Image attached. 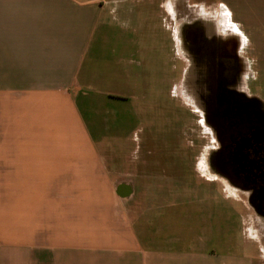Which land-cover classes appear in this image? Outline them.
Masks as SVG:
<instances>
[{
  "label": "crops",
  "instance_id": "crops-1",
  "mask_svg": "<svg viewBox=\"0 0 264 264\" xmlns=\"http://www.w3.org/2000/svg\"><path fill=\"white\" fill-rule=\"evenodd\" d=\"M158 1L182 71L177 3ZM256 9L264 0L242 4ZM135 27L127 0H0V264H263L213 245L211 220L225 216L214 197L166 189L197 181L160 177L154 210L150 193L135 195L137 170L153 185L148 161L120 167L122 149L101 145L129 138L118 131L165 72L160 38ZM196 203L206 209L174 210Z\"/></svg>",
  "mask_w": 264,
  "mask_h": 264
},
{
  "label": "rangeland",
  "instance_id": "rangeland-1",
  "mask_svg": "<svg viewBox=\"0 0 264 264\" xmlns=\"http://www.w3.org/2000/svg\"><path fill=\"white\" fill-rule=\"evenodd\" d=\"M179 1L188 4V11L183 8L178 12L183 20H190L191 14H193L198 17L199 22H203V19L208 20L207 24L211 29L217 30L218 28L221 33L229 32L234 34L237 39L239 38L240 44L248 56L246 58L247 70L242 76L243 92L254 100L261 112H264V10H242V4H245L247 0ZM157 2L159 1L127 0V3L135 6V34L159 37L168 54L165 72L160 76L159 89L153 87L155 80L152 76L150 80L152 88L150 86V91H147L150 95L148 101L142 104L135 103V113L128 117L127 122L118 131L122 135H128L129 138H109L101 145L122 149L123 154L119 155L118 165L120 167L129 166L127 158L131 162L134 161L131 163L134 167H137L141 157L150 161L148 163L149 167L151 166L150 182L153 185L140 187L139 196L143 193H150L151 201H154L151 203V207L154 210H157L159 191V187L154 184H157L160 177L162 179L179 178L197 181L199 184L197 187L166 189L171 192L177 191L180 195L205 197L209 200L214 197V203L209 204L210 209L216 213L224 212L225 216L220 219L217 218L219 215H216V218L211 220V225L214 228L213 245L220 250L233 252H242L243 249L254 257L255 262L264 264V213L257 210L249 201L248 191L228 183L225 177L218 172L217 167L212 169L210 163L216 158L213 156V151L217 150L219 144L216 140L212 142L208 120L200 115L203 114L202 110L206 111L204 105L199 102V106H191L187 100L188 96L186 97L184 89L179 83L182 74L181 62L177 61V69L171 67L174 64V45L171 32L165 28L160 14H158L160 10L154 7ZM175 83L176 88L174 87ZM94 109L96 112H100L104 110V107L97 105L93 107ZM196 109L200 112H197ZM84 111L85 118L90 122L91 114L87 110ZM97 118L101 121L104 119V115L99 117L97 115ZM101 126H105V131L103 130L105 135L109 137L116 135L115 128L111 124L103 122ZM92 130L94 131L93 135L96 136L95 130ZM172 149L177 152L182 150L181 156L178 155L180 157L178 164L175 167L172 166V170L165 175L160 172L161 167L157 161L160 156L166 161L170 160L171 156L166 154H169ZM137 171L136 173L142 174V171ZM144 172L147 173L148 170ZM139 181L142 182L140 177L137 178V182ZM161 189V193H167L165 188ZM202 205L206 209V204L196 203L192 206H178L174 210L180 212L190 209L200 211V208H203ZM136 210L141 211L142 206L137 207ZM242 219L245 224L242 223ZM152 225L157 226V222H153ZM179 227L181 234L188 232L186 225ZM243 243L244 248H242Z\"/></svg>",
  "mask_w": 264,
  "mask_h": 264
},
{
  "label": "flooded vegetation",
  "instance_id": "flooded-vegetation-1",
  "mask_svg": "<svg viewBox=\"0 0 264 264\" xmlns=\"http://www.w3.org/2000/svg\"><path fill=\"white\" fill-rule=\"evenodd\" d=\"M175 1L178 12L189 10L188 4ZM191 15L190 20H183L178 13L185 63L181 87L191 106L197 107L200 102L206 109L200 115L208 120L212 142L219 144L213 151L216 158L210 163L212 169L217 167L228 183L248 191L249 201L264 213V112L242 89L248 56L234 34L211 29L208 20L199 22ZM169 152L166 155L171 156L170 160L160 156L157 161L165 175L178 164L182 150ZM137 176L136 196L140 188Z\"/></svg>",
  "mask_w": 264,
  "mask_h": 264
}]
</instances>
